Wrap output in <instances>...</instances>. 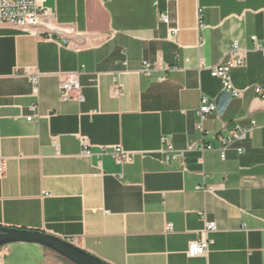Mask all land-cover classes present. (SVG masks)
I'll use <instances>...</instances> for the list:
<instances>
[{
	"label": "crops",
	"instance_id": "1",
	"mask_svg": "<svg viewBox=\"0 0 264 264\" xmlns=\"http://www.w3.org/2000/svg\"><path fill=\"white\" fill-rule=\"evenodd\" d=\"M45 4L54 14L36 35L0 24V226L65 239L109 264H264V99L255 91L264 89V57L251 40L264 43V0ZM235 41L248 51L230 75L241 99L211 77ZM37 72L36 96L29 75ZM70 73L84 102L59 96ZM203 98L216 111L202 131ZM236 126L252 134L223 160L220 139ZM169 146L176 154L167 161ZM115 147L133 162L117 164ZM205 221L216 223L213 243L191 259ZM0 264L72 263L14 243L0 247Z\"/></svg>",
	"mask_w": 264,
	"mask_h": 264
},
{
	"label": "built area",
	"instance_id": "2",
	"mask_svg": "<svg viewBox=\"0 0 264 264\" xmlns=\"http://www.w3.org/2000/svg\"><path fill=\"white\" fill-rule=\"evenodd\" d=\"M45 3L47 0H0V24H8L15 28H18L22 32L36 35L37 27L41 23L43 19H49L53 14V10L49 8ZM161 21L165 24L169 25L170 20L166 15H161ZM179 30L178 27H173L172 31L177 33ZM48 39H52L51 36ZM251 40L255 45V49L260 51L264 57V43L262 44L257 37H252ZM229 53L226 61L218 64L211 68V77L218 78L221 80L223 84V90L231 94L236 98H243L245 90L237 89L234 85L231 72L233 69L242 68L245 65L246 55L248 53L247 50H244L240 47L239 43L235 41L232 45V48L229 49ZM153 71V67L148 61L143 62L142 72L147 76H150ZM31 84L33 86L34 95L39 94V78L40 74L37 72L35 74H30ZM60 95L62 100H76L79 102H84L85 98L82 95V87L78 80L77 73L66 74L61 78L59 82ZM256 93L264 99V89L256 87ZM121 85H118L115 90V94L121 95ZM201 108L198 112L201 123L198 125L199 130L203 129V122L205 120V116L209 114H213L216 111V105L211 103V101L207 98H203L201 102ZM1 109V108H0ZM37 106L32 107L31 110L36 112ZM35 118L34 115L28 116L27 121H33ZM253 123V127L255 126V122ZM203 131V130H202ZM253 128L250 129H242L240 126H236L234 130L226 137L220 139V146L218 150L220 151V156L224 160L226 158V152L235 146L238 142L245 141L252 134ZM83 145V155L86 157H91L92 153L89 150V144L86 140H82ZM196 146H191L190 149H195ZM214 149L212 146L208 145L206 147H202V151L204 150H212ZM237 152L242 154L244 149L241 147H237ZM107 151L105 148H102L99 156L106 154ZM167 156L165 157L167 161L170 157L174 156L176 152L173 150L172 146H169L168 151L166 152ZM109 155L112 156L113 160L116 161L117 164H125L132 163L134 160V154L128 151H125L122 147L112 148L109 152ZM6 160L0 156V180L6 174ZM198 189H202L205 191L211 192V188H206L205 186H199ZM205 228L200 235V238L191 242L187 249V256L189 258H197V257H206L209 248L213 241L209 238L208 235L215 232L217 229L215 222H207L205 221ZM167 231H172L173 225H167Z\"/></svg>",
	"mask_w": 264,
	"mask_h": 264
},
{
	"label": "water",
	"instance_id": "3",
	"mask_svg": "<svg viewBox=\"0 0 264 264\" xmlns=\"http://www.w3.org/2000/svg\"><path fill=\"white\" fill-rule=\"evenodd\" d=\"M36 244L52 250L72 264H109L100 258L87 253L65 239L43 232L18 230L0 226V247L14 244Z\"/></svg>",
	"mask_w": 264,
	"mask_h": 264
},
{
	"label": "rangeland",
	"instance_id": "4",
	"mask_svg": "<svg viewBox=\"0 0 264 264\" xmlns=\"http://www.w3.org/2000/svg\"><path fill=\"white\" fill-rule=\"evenodd\" d=\"M9 245H11V244H9ZM9 245H6V246H9Z\"/></svg>",
	"mask_w": 264,
	"mask_h": 264
}]
</instances>
